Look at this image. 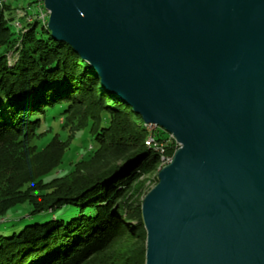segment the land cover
Here are the masks:
<instances>
[{
    "label": "water",
    "instance_id": "1",
    "mask_svg": "<svg viewBox=\"0 0 264 264\" xmlns=\"http://www.w3.org/2000/svg\"><path fill=\"white\" fill-rule=\"evenodd\" d=\"M101 90L177 146L144 264H264V0H37Z\"/></svg>",
    "mask_w": 264,
    "mask_h": 264
},
{
    "label": "trees",
    "instance_id": "2",
    "mask_svg": "<svg viewBox=\"0 0 264 264\" xmlns=\"http://www.w3.org/2000/svg\"><path fill=\"white\" fill-rule=\"evenodd\" d=\"M16 2L0 0V175L9 176L0 195V264H144L136 239H146L147 177L156 173V185L161 155L171 157L177 146L158 129L150 132L155 148L147 147L141 118L51 38L38 10L30 13L37 0ZM69 117L82 119L75 132L86 144L70 168V136L50 126L60 119L63 130ZM109 159L122 164L89 170ZM29 160L47 167L32 171Z\"/></svg>",
    "mask_w": 264,
    "mask_h": 264
},
{
    "label": "rangeland",
    "instance_id": "3",
    "mask_svg": "<svg viewBox=\"0 0 264 264\" xmlns=\"http://www.w3.org/2000/svg\"><path fill=\"white\" fill-rule=\"evenodd\" d=\"M32 1H36V0H19V2H16L14 4L15 5H19V6H24V4H28V3L32 2ZM39 9H42L41 3H38V5H36V4L35 5H32V7L30 9V13L33 14L37 10L39 11ZM1 108H2V110H5V106L4 105L3 106L1 105ZM59 120L58 119L53 120L51 122L50 126H51L53 132L60 133V134H62L63 137L70 136V142H71L70 143L71 144L70 145V150H69V152L65 156V157H67L66 163L69 164V168H70V166L75 163L76 158H80L84 154V150H85L84 149V146L86 144H84V142L83 143L79 142V139H78L79 138L78 135L81 132H79V131H78V133L75 132L77 128H80L79 127V124H80V121L82 122V119H79V117H76L75 119L69 117L68 118V123H67L65 129H63V130H60L58 128V126H59ZM158 129H160V128L155 127V126H151V127H149V129H147V132H153L154 134H156V132H157ZM80 131H81V129H80ZM49 136H51V135H49ZM63 140H65V139H63ZM71 140H73V141H71ZM170 140H172V139L170 138ZM166 143L169 144L170 141L168 140V141H166ZM29 162L34 166L33 169H32V171H34V169H37V171L39 173L47 167V166H45L46 163L42 167V163L41 162L34 163L31 160H29ZM121 164H122V160L121 159L120 160H117V161H115L114 159H109V160L102 161L100 163L97 162V163L93 164L90 167L89 170L90 171H103V170L111 169L114 166L115 167L116 166H120ZM155 174L156 173H152V174L148 175V177H147V178H149V182L147 183V185L150 188V190L155 186L152 183V179L154 178V175ZM17 176L18 177H22V176H24V174H22L19 171V173L17 172ZM8 177L9 176L7 174H4V173L0 175V193H1L0 195H3L4 188H6V185H7V182H5V181L7 180ZM135 224H136V221L135 220H131L129 222V227L130 226H134ZM136 240L138 242V246L139 247L140 246L141 247H145V240L146 239L145 240H142V238H137Z\"/></svg>",
    "mask_w": 264,
    "mask_h": 264
},
{
    "label": "bare ground",
    "instance_id": "4",
    "mask_svg": "<svg viewBox=\"0 0 264 264\" xmlns=\"http://www.w3.org/2000/svg\"><path fill=\"white\" fill-rule=\"evenodd\" d=\"M39 20L42 21L43 25H45V20L41 18V9H39ZM149 127H151V126H147V129H149ZM170 138H172V137L170 136ZM172 140H173V138H172ZM145 145L147 147H154L155 148V144L153 143V137L151 136L150 132H149V135L146 137ZM156 150H158V148ZM170 160H171V157L161 155V157H160V168H162L163 166L168 164L170 162Z\"/></svg>",
    "mask_w": 264,
    "mask_h": 264
},
{
    "label": "built area",
    "instance_id": "5",
    "mask_svg": "<svg viewBox=\"0 0 264 264\" xmlns=\"http://www.w3.org/2000/svg\"><path fill=\"white\" fill-rule=\"evenodd\" d=\"M41 18L45 20V15L41 9ZM172 139V138H171ZM175 143V142H174ZM161 148V146L158 147V150ZM162 154V153H161ZM172 157V156H171Z\"/></svg>",
    "mask_w": 264,
    "mask_h": 264
}]
</instances>
